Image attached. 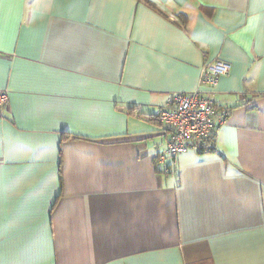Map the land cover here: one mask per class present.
I'll return each mask as SVG.
<instances>
[{
    "label": "crops",
    "instance_id": "1",
    "mask_svg": "<svg viewBox=\"0 0 264 264\" xmlns=\"http://www.w3.org/2000/svg\"><path fill=\"white\" fill-rule=\"evenodd\" d=\"M0 88V264H264V0H0ZM196 89L214 149L158 161Z\"/></svg>",
    "mask_w": 264,
    "mask_h": 264
},
{
    "label": "built area",
    "instance_id": "2",
    "mask_svg": "<svg viewBox=\"0 0 264 264\" xmlns=\"http://www.w3.org/2000/svg\"><path fill=\"white\" fill-rule=\"evenodd\" d=\"M229 67L222 59L204 62L199 84L214 87L219 77L228 73ZM8 101V89L0 88V109L7 107ZM154 116L166 134L164 149L157 154V160L161 162L188 150H211L209 139L225 119V115L218 112L214 99L200 89L170 94Z\"/></svg>",
    "mask_w": 264,
    "mask_h": 264
},
{
    "label": "trees",
    "instance_id": "3",
    "mask_svg": "<svg viewBox=\"0 0 264 264\" xmlns=\"http://www.w3.org/2000/svg\"><path fill=\"white\" fill-rule=\"evenodd\" d=\"M225 115V114H224ZM214 136H215V131L213 132L212 136L209 139V142L212 144V149H214Z\"/></svg>",
    "mask_w": 264,
    "mask_h": 264
}]
</instances>
